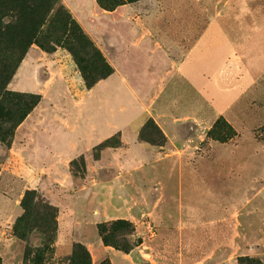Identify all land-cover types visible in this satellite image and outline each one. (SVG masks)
<instances>
[{"label":"rangeland","instance_id":"rangeland-1","mask_svg":"<svg viewBox=\"0 0 264 264\" xmlns=\"http://www.w3.org/2000/svg\"><path fill=\"white\" fill-rule=\"evenodd\" d=\"M50 3L52 25L43 32L39 33L40 28L33 38L28 36L30 22L20 12L21 30L0 37V84L9 74L5 88L15 94L0 116L9 124L16 123L26 109V95L40 94L42 103L33 118H51L56 124L54 136L72 129L61 119L77 120L80 136L88 137L81 149L95 146L73 159H56L59 165L52 168L47 150L37 146L25 150L30 140L18 128L11 145L0 142V264H25L27 242L16 228L27 224L20 220L28 190L37 191L57 210V231L45 264H77L76 259L68 260L76 244L86 247L90 264H264V89L258 98L239 103L225 117L216 114L182 77L171 75L164 79L167 86L162 92L145 94L153 99L157 117L136 136L130 131L126 141L121 132L105 140L101 134L90 136L84 128L89 99L86 108L77 106V72L85 88L86 81L68 49L69 39L75 37L79 42L88 76L102 77L108 69L106 62L110 67L113 64L65 0ZM256 7L264 9V0H258ZM16 13L0 16L4 23L16 24ZM70 15L78 25L65 32ZM258 16L264 18V11ZM187 19L195 24L196 38L207 15L198 13ZM80 31L97 51L86 43V37L80 38ZM57 36L60 42L53 53L38 44L48 37L54 46ZM30 40L31 46L16 67L22 45ZM57 51H62L57 64L63 67L52 72L51 61L45 64L39 57L42 53L52 57ZM64 76L71 93L62 90L67 87ZM23 83L30 90L22 89ZM31 203L35 221L52 223L51 216L42 213V206ZM117 221L126 224L117 225ZM104 235L133 248L119 250L106 244ZM37 242L34 236L31 243ZM79 260L88 262L83 251Z\"/></svg>","mask_w":264,"mask_h":264},{"label":"crops","instance_id":"crops-1","mask_svg":"<svg viewBox=\"0 0 264 264\" xmlns=\"http://www.w3.org/2000/svg\"><path fill=\"white\" fill-rule=\"evenodd\" d=\"M257 2L138 0L108 10L97 0H65L114 68L109 77L91 88L84 87L77 72V106L86 108L89 99V112L84 118L88 135L101 134L105 140L121 132L125 141L127 131L136 136L149 119L157 117L153 99L145 94L162 92L167 86L164 79L171 75L182 77L216 114L225 117L236 111L239 103L258 98L264 89V18L258 15L264 9L257 8ZM198 13L207 15V19L195 38V24L187 18ZM183 14H187L185 20L181 19ZM61 52L52 57L42 53L39 58H44L45 64L51 61L52 72L61 71L63 65L57 64ZM155 67L160 68L147 77ZM23 84L22 89H29ZM64 85L63 92L71 93L66 76ZM41 103L18 127L30 140L25 150L36 146L47 150L52 159L49 167L56 168V159L70 160L95 146L81 149L88 137L84 140L80 136L77 120L70 123L61 119L72 129L54 136L52 127L56 124L51 118H33ZM38 167L44 165L39 163Z\"/></svg>","mask_w":264,"mask_h":264},{"label":"trees","instance_id":"trees-1","mask_svg":"<svg viewBox=\"0 0 264 264\" xmlns=\"http://www.w3.org/2000/svg\"><path fill=\"white\" fill-rule=\"evenodd\" d=\"M97 1L101 7L108 10H113L119 5L135 2L138 0H97ZM51 8L52 5L50 3V0H0V14L3 13L5 15V13L8 12H12V13L17 12L16 14H18L17 22H15L16 24L4 23L3 16H0V37H2L3 35L7 36L11 33L21 30V28L19 27V20L20 17L23 16V14L20 12H23L26 15L24 16L27 17V19H29L30 22L26 34H28V36H31V38H33L34 37L33 32L35 34L37 29L41 28L39 31V33H41L45 30L44 28L50 27L52 25V20L50 16V12L52 10ZM68 13L71 14L69 10ZM74 25L76 26L78 25L77 21L74 17L70 15L69 28H67L65 32H67ZM83 36L86 37L85 38L86 43L91 45L93 49L97 51V47L95 46V44L92 41H90V39L87 36H85L83 32L81 33L80 31V38H82ZM47 38L39 40L38 44L47 52L53 53L55 51V46L59 45L60 39L58 36L53 37V40L55 41V42L53 41L54 43L53 46L50 44L49 39L47 41ZM56 42L58 43L56 44ZM31 43L32 42L30 40L28 43H24L22 45V54L18 59L19 62H16V67L20 65L24 55L31 46ZM68 49L73 55L77 65L81 70V73L86 81L87 88L93 87L98 81L109 77L114 72V68L110 67L109 64L106 62V67L108 69L104 76L99 78L88 76L84 71V64L80 58L81 47L75 37H71L69 39ZM0 57H3L1 51H0ZM102 59L105 61L103 55H102ZM6 62L7 61H4V63ZM4 66H6V64H4ZM3 71H7V68L3 67ZM8 78H9V74L6 76V79L0 84V110L4 105L11 102L15 96L14 93L7 91L5 88L6 83L9 80ZM26 96L29 99L26 104V109L24 110L23 115L18 119L16 123L9 124L8 122H5V120L0 116V142L7 145H11L13 142L12 138L15 135V130L42 100V95L40 94H27ZM150 120L151 119H149L146 122V124ZM32 201L35 202L34 205L36 207L38 206L43 207L42 213L45 215H50L52 218V223L49 224L48 222L44 221V224H42L40 222L35 221V219L32 218V214H31ZM22 206L25 212L20 221H26L27 224L22 226L21 229H19L20 225L17 226L16 233L27 242V246L25 250V264L28 263L45 264L46 262H49V256L47 255L51 251V244L53 243V238L55 237L57 231L56 228L57 210L51 204L45 202V200L41 197V195L35 190H28L25 193V196L22 201ZM116 224L122 226L126 224V222L117 221ZM34 236H36L38 242L33 245L31 241L33 240ZM103 240L106 244H112L117 249L122 250L124 252H129L133 248L130 243L128 242L120 243L114 240L113 237H111L110 235H104ZM80 251L81 252L83 251V253L86 255V258L88 259L87 264H90L91 261H90L89 253L86 247L83 246L82 244L75 245L74 253L70 258H68V260L70 262H73L76 259L77 264H81V261L79 260ZM65 263L66 262H60L59 264H65Z\"/></svg>","mask_w":264,"mask_h":264}]
</instances>
